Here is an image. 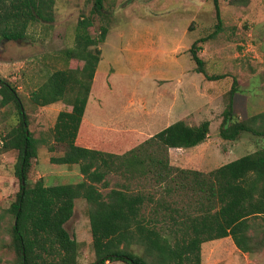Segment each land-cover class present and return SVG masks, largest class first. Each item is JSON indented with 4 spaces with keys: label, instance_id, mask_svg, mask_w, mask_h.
I'll list each match as a JSON object with an SVG mask.
<instances>
[{
    "label": "rangeland",
    "instance_id": "rangeland-1",
    "mask_svg": "<svg viewBox=\"0 0 264 264\" xmlns=\"http://www.w3.org/2000/svg\"><path fill=\"white\" fill-rule=\"evenodd\" d=\"M218 4L221 26L212 37L198 43L201 48L197 50L207 74L225 75L217 80L195 72L189 52L198 37L216 30L218 18L212 0H102L98 11L94 0H54L46 9L50 20L37 18L27 25L22 38L0 39V77L16 87L27 114L28 130L38 140L29 182L42 177L45 184L76 183L82 177L78 176L77 164L50 162L51 156L63 153L60 147L48 150L56 116L70 107L62 102L46 106L30 102L31 92L51 72L81 66L76 58L66 60L63 51L74 46L77 22L82 17L92 19L88 27L91 37L98 38L103 27L106 34L97 45L101 58L76 143L105 152L128 153L169 122L183 119L195 125L208 120L209 137L199 150H172L184 160L169 158L173 166L195 165L203 172L263 146L264 141L250 133L234 141L223 140L218 126L233 79L237 116L244 119L264 111V0H218ZM172 94L174 109L166 110ZM19 123L14 103L0 106V147L2 136ZM16 156L15 150L0 153V264H17L9 235L12 218L7 212L19 188L13 173ZM105 178L108 187L96 184L103 194L123 184L135 190L145 185L147 191H154L150 179L130 178L115 171ZM173 198L178 207L188 200L184 196ZM83 204L81 199L76 200L75 213L65 224L80 244L77 258L81 264L95 259L87 206ZM233 249L232 240L207 242L201 248L200 264H264V248L254 253Z\"/></svg>",
    "mask_w": 264,
    "mask_h": 264
},
{
    "label": "trees",
    "instance_id": "trees-1",
    "mask_svg": "<svg viewBox=\"0 0 264 264\" xmlns=\"http://www.w3.org/2000/svg\"><path fill=\"white\" fill-rule=\"evenodd\" d=\"M218 18L216 30L198 37L189 48L195 72L208 80L224 74H207L198 56V43L206 41L220 28L218 0H212ZM237 1V0H231ZM246 1V0H244ZM54 0H0V39L16 40L24 36L27 25L42 18L50 20L46 9ZM102 0H94L100 10ZM90 17H82L76 26L75 43L63 51L66 60L76 58L81 66L56 69L35 88L30 102L46 106L62 102L69 110H60L52 129L49 151L55 164H77L82 180L76 183L45 184L42 177L29 182L31 159L37 155L38 140L27 126V114L16 87L0 77V106L14 103L20 123L2 136L0 153L17 151L14 175L19 188L7 209L11 214L9 235L17 264H80V244L65 224L73 216L74 201L86 202L95 259L84 264H200L201 244L230 236L243 253L264 248V145L208 172L173 166L169 148H191L209 137L210 122L189 125L176 120L144 140L128 153L105 152L76 143L87 104L91 83L100 60L98 38L91 37ZM91 46H94L92 48ZM236 79L229 90V101L218 126V135L226 141L250 133L264 141V111L240 119L234 111ZM115 171L128 177L150 179L154 191L146 186H112L103 194L97 183L108 187L106 175ZM119 186V187H118ZM158 195L156 197L155 195ZM188 197L182 206L173 198ZM171 199V200H169ZM3 215L0 213V228Z\"/></svg>",
    "mask_w": 264,
    "mask_h": 264
},
{
    "label": "crops",
    "instance_id": "crops-1",
    "mask_svg": "<svg viewBox=\"0 0 264 264\" xmlns=\"http://www.w3.org/2000/svg\"><path fill=\"white\" fill-rule=\"evenodd\" d=\"M174 104H175V102H174V100H173V94H172V97H171V100H170V103H169V105L166 107L167 109L166 110H173L174 109ZM157 106H158V104H156V108H157ZM156 112H158L157 110H156ZM160 112V111H159ZM172 123V122H171ZM170 124V122L167 124V125H169ZM166 125V126H167ZM165 126V127H166ZM205 142H203V143H201V144H198V145H196V146H193V147H191V148H187V149H183V148H170L169 149V151H170V155H169V158H170V160L171 161H177V160H184V156H180V155H173V153H172V150H175V151H177V150H188V151H194V150H199L200 149V146H202L203 144H204ZM182 158V159H181ZM188 168L190 169V168H193V169H195V170H199V171H203V170H201L200 169V167H198V166H193V165H191V166H188ZM205 172V171H204ZM207 172V171H206ZM81 176V174L80 173H78V176ZM79 180H82V177H80V179ZM79 182V181H78ZM82 200L83 201V205L84 206H86V202H85V200L84 199H82V198H77V199H75V201H74V207H73V214L75 213V210H76V206H75V203H76V200ZM226 240H229V241H231L232 239H231V237L230 236H225V237H222V238H217V239H213V240H209V241H205V242H203L202 244H201V248H203L205 245H206V243L207 242H215V241H217V242H222V241H226ZM233 242V241H232ZM233 251L235 250V249H237L236 248V246L234 245V243H233ZM238 250V249H237ZM81 264V263H80Z\"/></svg>",
    "mask_w": 264,
    "mask_h": 264
}]
</instances>
